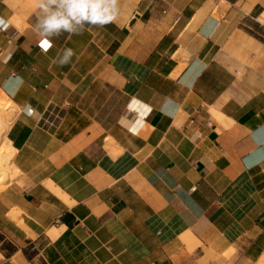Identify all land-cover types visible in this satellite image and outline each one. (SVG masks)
I'll list each match as a JSON object with an SVG mask.
<instances>
[{
    "label": "crops",
    "instance_id": "obj_1",
    "mask_svg": "<svg viewBox=\"0 0 264 264\" xmlns=\"http://www.w3.org/2000/svg\"><path fill=\"white\" fill-rule=\"evenodd\" d=\"M120 9L43 50L35 0H0V165L7 152L15 172L0 264H264V164L244 165L264 124V0Z\"/></svg>",
    "mask_w": 264,
    "mask_h": 264
},
{
    "label": "clouds",
    "instance_id": "obj_2",
    "mask_svg": "<svg viewBox=\"0 0 264 264\" xmlns=\"http://www.w3.org/2000/svg\"><path fill=\"white\" fill-rule=\"evenodd\" d=\"M35 4L38 12L43 15L37 16L33 31L38 37L47 41L49 46L53 38L63 33L80 34L87 26L104 27L114 23L121 11L120 0H35ZM7 26V21L0 18V30H6ZM74 55L73 49L66 48L54 63L61 67L68 65ZM206 68L207 65L203 61H196L191 71L179 83L181 86L192 88ZM23 84V78L14 75L5 82L4 87L10 95L15 96ZM179 107L174 101L167 100L161 111L165 115L174 116L179 111ZM23 111L28 116L36 113V109L30 104L25 105ZM251 138L255 147L244 160L246 168L264 164V124L251 132Z\"/></svg>",
    "mask_w": 264,
    "mask_h": 264
},
{
    "label": "rangeland",
    "instance_id": "obj_3",
    "mask_svg": "<svg viewBox=\"0 0 264 264\" xmlns=\"http://www.w3.org/2000/svg\"><path fill=\"white\" fill-rule=\"evenodd\" d=\"M14 115L13 111H9L10 118H13ZM9 160L10 159H7L2 165H0V184H6L15 178V172L7 165Z\"/></svg>",
    "mask_w": 264,
    "mask_h": 264
},
{
    "label": "built area",
    "instance_id": "obj_4",
    "mask_svg": "<svg viewBox=\"0 0 264 264\" xmlns=\"http://www.w3.org/2000/svg\"><path fill=\"white\" fill-rule=\"evenodd\" d=\"M44 41V40H43ZM42 41V42H43ZM42 42L40 43V45H41V48L43 49V50H48L49 48H50V46H49V44H48V46L47 47H42ZM210 124V123H209Z\"/></svg>",
    "mask_w": 264,
    "mask_h": 264
},
{
    "label": "bare ground",
    "instance_id": "obj_5",
    "mask_svg": "<svg viewBox=\"0 0 264 264\" xmlns=\"http://www.w3.org/2000/svg\"><path fill=\"white\" fill-rule=\"evenodd\" d=\"M6 153H7V152H6ZM6 153H4V154L1 156L3 160H7V159H8Z\"/></svg>",
    "mask_w": 264,
    "mask_h": 264
},
{
    "label": "snow or ice",
    "instance_id": "obj_6",
    "mask_svg": "<svg viewBox=\"0 0 264 264\" xmlns=\"http://www.w3.org/2000/svg\"><path fill=\"white\" fill-rule=\"evenodd\" d=\"M47 46H48L47 41H43V42H42V47H47Z\"/></svg>",
    "mask_w": 264,
    "mask_h": 264
}]
</instances>
